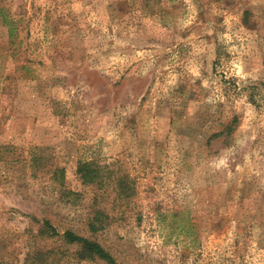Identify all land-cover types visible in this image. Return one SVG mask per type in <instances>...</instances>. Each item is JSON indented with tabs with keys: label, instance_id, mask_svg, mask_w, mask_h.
Wrapping results in <instances>:
<instances>
[{
	"label": "rangeland",
	"instance_id": "1",
	"mask_svg": "<svg viewBox=\"0 0 264 264\" xmlns=\"http://www.w3.org/2000/svg\"><path fill=\"white\" fill-rule=\"evenodd\" d=\"M44 217L124 264H264V0H0V264L64 246Z\"/></svg>",
	"mask_w": 264,
	"mask_h": 264
},
{
	"label": "trees",
	"instance_id": "2",
	"mask_svg": "<svg viewBox=\"0 0 264 264\" xmlns=\"http://www.w3.org/2000/svg\"><path fill=\"white\" fill-rule=\"evenodd\" d=\"M234 122V121H232ZM227 128H231V123ZM218 135V133H217ZM77 173L85 183L96 184L98 188L110 186L116 197L129 201L136 193L134 181L126 173H118L110 164L101 163L94 159H81L77 164ZM70 192V191H68ZM87 220L88 230L94 234L104 229L108 224V215L99 208L95 207ZM31 218H34L31 217ZM37 228L31 230V237L37 238H53L59 239L63 243L62 247L57 249L48 248L29 249L23 259L22 264H59V262L69 254L70 248H74V253L80 259L101 260L105 264H124L116 260V258L96 239H92L72 229H66L60 232L47 218L36 220Z\"/></svg>",
	"mask_w": 264,
	"mask_h": 264
}]
</instances>
